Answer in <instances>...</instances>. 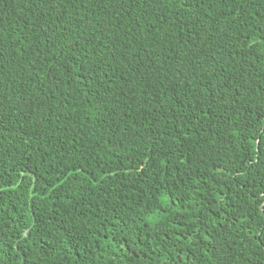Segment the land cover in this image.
Wrapping results in <instances>:
<instances>
[{
  "label": "trees",
  "instance_id": "trees-1",
  "mask_svg": "<svg viewBox=\"0 0 264 264\" xmlns=\"http://www.w3.org/2000/svg\"><path fill=\"white\" fill-rule=\"evenodd\" d=\"M0 264H264V0H0Z\"/></svg>",
  "mask_w": 264,
  "mask_h": 264
}]
</instances>
